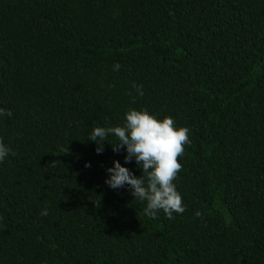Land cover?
<instances>
[{
  "label": "trees",
  "instance_id": "trees-1",
  "mask_svg": "<svg viewBox=\"0 0 264 264\" xmlns=\"http://www.w3.org/2000/svg\"><path fill=\"white\" fill-rule=\"evenodd\" d=\"M127 107L189 129L172 219L104 184ZM0 108V264H264V0H0Z\"/></svg>",
  "mask_w": 264,
  "mask_h": 264
},
{
  "label": "clouds",
  "instance_id": "clouds-1",
  "mask_svg": "<svg viewBox=\"0 0 264 264\" xmlns=\"http://www.w3.org/2000/svg\"><path fill=\"white\" fill-rule=\"evenodd\" d=\"M119 68V62L114 61L113 71ZM133 87L137 96L144 94L142 85L134 84ZM5 116H11L10 110L0 108V119ZM188 132L187 127L176 125L168 115L157 118L144 107H127L121 123L93 126L87 139L94 142L97 153L103 150L105 142L113 152L123 149L124 163L112 159L104 169V184L107 187H126L132 198L144 203L142 211L145 215L155 217L162 211L168 219H172L173 212L179 214L184 211L173 180L181 168L177 158L189 142ZM110 136L115 138L113 142L108 140ZM10 154L11 148L0 142V162H4ZM128 162H133L134 167L139 169V175L125 166ZM84 166L90 165L85 162ZM46 214L47 210L42 209L41 215Z\"/></svg>",
  "mask_w": 264,
  "mask_h": 264
}]
</instances>
